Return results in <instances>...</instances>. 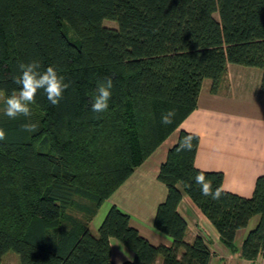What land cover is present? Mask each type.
<instances>
[{
	"label": "trees",
	"instance_id": "1",
	"mask_svg": "<svg viewBox=\"0 0 264 264\" xmlns=\"http://www.w3.org/2000/svg\"><path fill=\"white\" fill-rule=\"evenodd\" d=\"M32 60L41 70L57 66L70 87L58 106L37 93L30 105L40 114L35 132L22 130L29 118L0 117V264L8 251L20 264H112L109 239L133 253L124 264H209L203 237L184 240L187 225L177 212L183 194L231 253L264 261V175L249 198L224 191L221 173L195 167L199 137L185 131L157 177L167 195L153 227L172 245L150 244L116 206L97 237L88 229L103 202L197 108L204 80L214 94L227 65H237L261 70L264 88V0H0L5 99L18 89L19 65ZM106 77L114 83L109 108L95 113ZM169 109L176 116L164 125ZM186 136L194 137L191 151L180 150ZM199 173L222 191L220 199L201 194ZM255 216L237 250V232Z\"/></svg>",
	"mask_w": 264,
	"mask_h": 264
},
{
	"label": "crops",
	"instance_id": "2",
	"mask_svg": "<svg viewBox=\"0 0 264 264\" xmlns=\"http://www.w3.org/2000/svg\"><path fill=\"white\" fill-rule=\"evenodd\" d=\"M261 80V70L236 65H227L214 94L210 91L211 81L204 80L197 108L103 202L88 225L90 233L97 237L109 208L116 206L129 216L130 226L150 244L172 245V239L156 230L153 222L157 207L167 195V188L157 178L159 168L165 162L168 150L177 143L181 131L199 137L194 161L198 170L221 173L224 191L251 197L256 179L264 175V88ZM177 212L187 225L186 243H192L197 236L204 238L211 253L209 264H264L261 259L243 260L238 252L231 253L225 248L210 221L184 194ZM74 215L80 217L77 213ZM248 225L236 234L234 244L237 250L252 230ZM109 245L112 264L132 261L133 253L117 240L109 239ZM156 264H162L161 259Z\"/></svg>",
	"mask_w": 264,
	"mask_h": 264
},
{
	"label": "clouds",
	"instance_id": "3",
	"mask_svg": "<svg viewBox=\"0 0 264 264\" xmlns=\"http://www.w3.org/2000/svg\"><path fill=\"white\" fill-rule=\"evenodd\" d=\"M20 75L14 78V83L18 85V89H14L4 101L3 115L11 120L20 117L29 118L32 115L30 105L36 103V96L40 90L47 96V100L52 106H58L63 99L65 91L70 87V82L66 81V77L61 74V70L50 65L46 69L41 70V62L32 60L29 63H21L19 65ZM114 87L113 79L106 77L98 83L97 94L92 102V111L95 113H103L109 108V101L112 96ZM176 116L175 109H169L161 116V123L170 125L174 122ZM22 130L32 133L38 128V124L30 120L22 124ZM192 136H186L180 144L181 151H191ZM6 139V131L0 127V141ZM195 183L200 185L201 194L205 197H211L213 200L221 198L222 191L213 189L212 183L206 179L203 173L195 176Z\"/></svg>",
	"mask_w": 264,
	"mask_h": 264
},
{
	"label": "rangeland",
	"instance_id": "4",
	"mask_svg": "<svg viewBox=\"0 0 264 264\" xmlns=\"http://www.w3.org/2000/svg\"><path fill=\"white\" fill-rule=\"evenodd\" d=\"M103 25L108 28H116V23L107 21V20L103 21ZM4 101H5L4 95L0 91V117H5L3 115ZM30 107H31L32 115L29 117V120L31 122L37 123L39 121L40 114L34 107L32 106ZM256 220H258L257 216L253 217L252 220L249 221V225H248L249 229H253L255 227ZM1 263L2 264H20V259H19V256L15 252L8 251L1 257Z\"/></svg>",
	"mask_w": 264,
	"mask_h": 264
}]
</instances>
